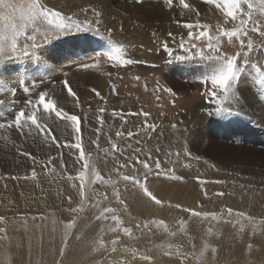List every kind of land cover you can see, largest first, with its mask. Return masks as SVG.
I'll return each instance as SVG.
<instances>
[{
	"label": "rangeland",
	"instance_id": "rangeland-1",
	"mask_svg": "<svg viewBox=\"0 0 264 264\" xmlns=\"http://www.w3.org/2000/svg\"><path fill=\"white\" fill-rule=\"evenodd\" d=\"M41 2L47 7L61 11L66 17L72 16L81 23L86 22V17L87 21L93 22L94 28L99 27L104 32L101 30L99 33L95 30L77 31L73 28L60 32L47 42H44L39 32L34 33L38 47L31 50L33 53L30 56L0 60V88L4 89L3 91L0 89V108H8L15 113L18 109L25 107L24 103L27 100L38 98L41 91H47L50 99L62 101V95L67 90L63 88L61 81L67 79L78 81L82 77H88V74L102 73L97 82L92 81L93 84H101L106 77L110 90L118 92L124 99L126 97L130 99L136 104L137 109L135 104L133 106L130 103L132 110L123 114L121 107L114 109L109 106L114 101L113 93L103 94L94 89L93 84L88 86L84 83L79 89L85 91L90 89L95 97L91 95L90 99L80 98L78 93L76 95V92H79L78 89L71 87L77 96L74 98L78 105L84 104V109H80V116L83 117L84 113L93 111L91 104L101 105V110L110 108L109 114L112 120L117 121L123 114L121 123L124 119L135 123L134 125L130 123L132 126L127 132L134 133L131 138L135 142L140 140L143 143L154 139L150 142L151 146L143 144L153 152L152 159L148 161L153 165V172L148 175L147 187L148 182L157 177L154 169L157 158L162 163V174L158 180L165 181L169 174L173 175L172 179L175 178L184 183L186 180L178 174L179 171L200 169V173L197 171L199 176H195L193 180L204 191L197 200L198 208L191 210L215 213L218 219L213 220L211 216L192 217L189 212L182 210L185 207H177L168 215L163 213V215H155L148 211L149 203L154 202L143 195V190L138 185L123 180L126 172L125 168H118L120 162L116 165L111 177L102 174L101 162L119 153V150L115 153L112 151L113 140H109L110 144L106 141L96 143L98 155L96 152L86 150L82 141L86 159L90 160L91 168L88 170L80 168L77 174L71 173L67 163L71 161L68 158H74L76 161L79 156L78 150L70 152L67 148L57 149L50 143L51 138L48 144L31 145L29 151L23 147L25 152H30L41 161L35 164L27 156H19L18 148L24 145L23 138L19 145L15 143L16 141H9L10 143L6 141L12 146L5 142L4 147L0 145V149H5L4 153H0V185L9 184L13 177H23L13 181H33L34 179L31 178H29L30 181L25 179L32 176L33 169L37 173L35 181L48 187L50 184L58 186L62 180H69L68 177L72 174L73 179L69 181L76 180L83 183L85 197L82 201L80 195L76 194V201L72 194L70 197L73 205L69 204L71 202L68 196L67 200L63 198V203L58 201L52 206L48 204L44 207L35 206L32 209L21 204L18 207L2 209L0 217L4 218V222L0 223V228L5 229L7 239H0L4 242L3 247L0 245V264H75V262L76 264H121L122 261L128 264L132 258L141 259V255L144 254L152 258L151 262L163 259L167 264H212V262L213 264H264V223H261L264 221V88L259 83L261 75H264V49L258 47L261 37L250 33L245 38V43L251 39L254 44L249 63L244 65L245 70L232 85L226 97L218 93L217 97L212 99L202 95L204 90L211 89L210 82L208 85L200 83L204 75L211 74L218 67L214 60L208 59L207 55H199L202 51L211 53L207 38L193 41L195 47L189 43L181 47L180 43L182 38L187 41L188 30L182 27L184 23L207 24L210 26V34L215 31L216 26L223 22V17L214 5L209 6L205 0H185L190 6L192 5L194 14L197 13L191 17L188 9H177L181 7L179 0H173L171 9L163 0H41ZM100 4L106 9L107 16L121 15L120 20L114 22V25L116 24L115 26L120 29V32L115 33L116 41L111 38L109 42V37L100 35L105 31L111 32L109 30L113 26L110 23L98 26L94 23V12L99 10ZM208 13H211L210 17H207ZM201 14H205L204 17ZM144 16L143 20L141 17ZM225 26L233 27L231 23ZM200 30L195 29L196 32ZM28 32L31 34L32 30L28 29ZM168 33H173L175 39L169 37ZM221 41V48L227 46L229 54H232L233 43L226 37L221 38ZM165 42L169 44L168 52L163 49ZM211 43L215 45L216 41L213 40ZM113 45L123 47L122 58L142 62L124 66L116 64L115 61L102 59L98 67L82 70L85 69L81 67L84 62L94 63L89 56L102 51L101 48L111 51ZM235 47L239 50L238 41ZM141 51L146 52V55H143ZM156 77H158V86L155 89L153 81ZM166 88L174 94L166 92L164 90ZM97 92L100 93V97L101 94L103 96L100 98L96 95ZM153 97L157 98V102L148 104L146 110L149 112L146 111L148 116L145 117L142 114L145 111L142 102L155 100L152 99ZM217 106L219 109H216ZM54 108L60 109L55 105ZM40 110L43 111L42 106ZM114 112L116 117L113 118ZM135 112L143 117L142 122L138 123L139 121L135 119ZM186 114L188 117L185 116ZM1 115L2 112L0 117H3ZM41 118L44 117L41 116ZM1 120L0 123L7 124L8 120ZM145 122L153 125L155 131L146 129ZM158 127L162 136L170 138V141L158 143V134L156 135ZM5 129L18 133L14 127L2 128V130ZM102 131L96 132L102 134L104 133ZM62 132L63 130L55 133L56 137L61 138ZM64 139L74 142L73 135L70 138H62V143ZM30 144L29 142V146ZM134 144L132 143L133 147ZM95 146L91 148L94 149ZM177 153L180 154L178 160ZM61 159L68 162L58 171L55 162L58 160L61 162ZM140 159L148 158L142 156ZM173 161L176 162L172 163ZM132 162L134 163V159ZM45 163L49 165L47 168L44 167ZM166 164L171 166L167 165L164 168ZM78 166L80 167V163ZM165 169L167 174H163ZM93 170L100 173L104 182L95 181ZM132 171L130 176L136 175L141 182H144L146 170L142 165L137 164ZM81 172H84L83 182L78 179ZM198 178L206 183L199 184ZM109 180L113 183H107ZM212 181H222V183ZM39 183H36L37 186ZM149 191L151 192L150 189ZM6 192L10 191L6 190ZM116 192H119V199L114 194ZM218 192H223L224 195H216ZM105 196L107 199H104ZM136 196L146 199L147 202H143L141 207L147 211L136 208L138 207L135 205L138 201ZM221 199L228 200V203L217 205ZM234 203L239 206L234 207ZM158 206L154 209H158ZM105 207L113 208L114 213L107 214L108 219H98ZM258 207L262 209L260 215L245 212V209L253 211ZM23 208L31 211L27 212ZM72 208H76L77 211L73 212ZM229 208L233 210L231 217L227 212ZM236 212H245L254 217L255 221L238 217L235 215ZM112 215H116L120 220L119 225L111 219ZM229 220L231 222H228ZM69 223H73L71 229L67 228ZM145 224L148 225L147 228L144 227ZM124 228L130 229V234H125ZM66 233L67 247L64 246ZM4 235L5 233H0V237ZM113 241H118L115 252L111 251ZM62 248L63 255H61Z\"/></svg>",
	"mask_w": 264,
	"mask_h": 264
},
{
	"label": "snow or ice",
	"instance_id": "snow-or-ice-1",
	"mask_svg": "<svg viewBox=\"0 0 264 264\" xmlns=\"http://www.w3.org/2000/svg\"><path fill=\"white\" fill-rule=\"evenodd\" d=\"M169 9L173 7V0H163ZM180 6L183 9L193 10L189 3H186L185 0H179ZM209 6L214 5L219 12L222 13L223 22L220 25H217L215 31L210 34V26L207 24H193V23H184L182 27L187 29V41L183 38L181 39L180 46L183 47L185 43L192 44V47L196 45L193 41L201 40L202 38H207L208 48L211 49V53L200 52L199 55H207L208 59L214 60L218 67L211 74L204 75L200 80L201 84L207 85L209 82L211 84V89L206 90L202 95L215 99L217 94L220 93L226 97L231 90L232 85L237 81V78L245 70L244 65L249 63L250 53L253 51L254 44L251 39L247 40L245 43V38H247L250 33L258 34L261 37L259 48L264 49V0H205ZM87 11V10H85ZM95 25L100 24V18L102 13L100 11H95ZM84 23H81L79 20H75L72 16L62 15L61 11L54 10L51 7H47L45 3H42L41 0H0V60H7L10 57H28L33 52L32 49L38 47L36 44V35L34 33L39 32L43 37L44 42H47L53 36L63 32L65 30H72L75 28L77 31H92L95 30L99 33V27H95L93 22L87 21L85 17ZM231 23L233 27L229 28L225 25ZM43 25V27H42ZM28 29L32 30L30 34ZM195 29H201L196 32ZM155 36V33L153 34ZM168 36L172 39H175L173 33H168ZM228 38L229 42L233 43L234 47L231 50L232 54H229L227 46L221 48V38ZM215 40L216 43L213 45L211 42ZM236 41L239 42V50H236L235 44ZM109 42H111V36H109ZM169 45L165 42L163 43V49L165 52H168ZM171 55V53H168ZM123 57V47L113 45L111 51H100L95 53L93 56H89L90 60H93L94 63H83L81 67L95 68L99 66V62L104 59L106 61H115L118 65H133L136 63H141L136 59H125ZM67 75V73H65ZM138 79V78H137ZM63 88L67 90V95L70 97H75V93L71 88L70 82L68 80L61 81ZM259 83L262 88H264V75H261ZM169 94H174L170 89H164ZM95 91V90H94ZM97 96L100 95L99 92L96 93ZM49 93L47 91H41L38 95V98L34 100H27L25 102V107L20 108L15 112L14 119L9 120L7 124L0 123V128L8 127L15 128L21 136L24 137L25 141L31 139L33 143H36L38 140L40 143L48 144L49 138H51L50 143L54 144L57 149L67 148L70 150H78L79 156L76 158L77 163H81L83 169L88 170L91 168L90 160L86 159V154L82 146L81 141V127L80 119L75 114H69L61 109L54 108V101L48 98ZM43 108L45 113H50L51 111L55 112V116L65 122V128L61 134V138H57L54 134L52 127L47 125L44 120L38 116L40 108ZM103 111V110H101ZM131 114V113H130ZM145 117L148 116V113H142ZM116 113H113L115 116ZM99 119V118H98ZM127 122V121H125ZM100 123L103 124V120H100ZM175 127V125H173ZM146 129H152L155 131L153 125L147 124L145 122ZM59 130V129H58ZM70 133L73 135V140L69 141L64 139L63 143L61 142L63 136ZM117 137L123 138L124 133L118 131L116 133ZM128 137L131 138L134 133H127ZM137 143H140L138 140ZM119 150V146L115 143L112 144V151L115 153ZM137 153H143V149L137 148L134 150ZM159 151V149H157ZM20 156H27L29 159L33 160L35 164L41 163L36 157L32 156L30 152H25L18 149ZM75 155V153H72ZM171 155V153H169ZM179 153H177V160L179 159ZM128 163H119L118 168H133L137 164L143 166L146 170L144 173V182H141L136 175H123L124 181H131L133 184L139 186L143 190V195L149 200L153 201L156 205L162 206V201L157 199L148 189L147 180L149 173L153 172V165L148 161L152 159L151 152L148 153V159L142 160L140 156L137 155L134 158V163L132 162V157H127ZM51 157L49 158L50 163ZM176 161H173L175 163ZM61 165H65V161L61 159ZM49 165L45 163L44 167L47 168ZM155 175L160 176L162 174V163L157 158L154 163ZM118 170V169H117ZM95 176V181H102V177L99 173H96L93 170ZM163 174H167V170L163 171ZM37 173L35 169L32 171L31 177H25V179H35ZM13 179H20V177H13ZM68 179H73L72 176H69ZM82 182L84 180V172H81L78 176ZM213 183H222V181H212ZM107 183H113L111 180ZM198 183L203 185L206 183L204 180L198 178ZM119 199V192L114 193ZM79 195L81 200L85 197L84 185L81 183ZM218 196H223V192L216 193ZM71 197L69 201L71 202ZM107 199V196L104 197ZM179 207V205H177ZM185 212H189L192 217H209L211 219L217 220V214L215 213H201L195 210L188 208L182 209ZM73 212H76V208H72ZM228 216L233 215V210L231 208L227 209ZM114 213V209L111 207H105L100 212L98 219H108L107 214ZM236 216L243 217L249 221H255V218L249 216L245 212H236ZM112 220H115L119 225L121 222L116 215H112ZM4 222V218L0 217V223ZM228 222H231L230 220ZM74 223V222H73ZM73 223H69L67 228L71 229ZM264 223V221H261ZM139 227V225H137ZM144 227H148L147 224ZM130 229L124 228L123 232L125 234H130ZM0 233H5L4 236L0 239H7L6 231L3 228H0ZM67 233L65 234L64 246L67 247ZM112 252L117 251L115 245L118 241H113ZM207 247V246H206ZM214 251V250H213ZM64 249H61V255H63ZM142 260L148 261V264H151L152 258L146 254L141 255ZM121 264H124L122 261Z\"/></svg>",
	"mask_w": 264,
	"mask_h": 264
},
{
	"label": "bare ground",
	"instance_id": "bare-ground-1",
	"mask_svg": "<svg viewBox=\"0 0 264 264\" xmlns=\"http://www.w3.org/2000/svg\"><path fill=\"white\" fill-rule=\"evenodd\" d=\"M93 1V0H92ZM102 2V1H100ZM199 3V2H198ZM95 4V3H94ZM106 5V4H105ZM138 6V5H137ZM192 6V5H191ZM215 8V7H214ZM213 8V9H214ZM98 11H100L102 13L101 15V18H100V24H106V23H110L113 28L109 31H111L110 33L106 32L103 33V34H100L102 35L103 37L107 36H111V38H113L112 40L114 41L115 40V33L118 32L120 29L118 26H115L114 25V22H116L117 20H120L119 17L121 15H106V9L104 8V6L102 4H100V6L98 7ZM140 9V8H139ZM138 9V11H139ZM177 9L179 10H183V8L181 7H178ZM212 9V8H211ZM142 10V9H141ZM213 11V10H212ZM215 11V10H214ZM195 11L193 10H189V14L191 17H193V14H194ZM111 14H113L112 12H110ZM143 13V12H141ZM197 13H195L194 15H196ZM211 13H208L207 17H210ZM216 14V13H214ZM220 14V13H218ZM203 15V14H201ZM205 15V14H204ZM203 15V17H204ZM220 16V15H219ZM202 17V16H201ZM143 20L145 18L144 17H141ZM217 18V17H216ZM119 23V22H118ZM215 23V22H214ZM219 23V22H217ZM103 31L102 29L99 28V31ZM142 30V29H141ZM137 31V30H136ZM104 32V31H103ZM120 32V31H119ZM119 35V34H118ZM136 35V34H135ZM102 39H105V38H102ZM161 39V38H160ZM171 39V38H170ZM107 40V39H106ZM116 41V40H115ZM108 42V41H107ZM106 43V42H105ZM169 45V44H168ZM223 46V45H222ZM129 47V46H128ZM127 47V48H128ZM132 47V46H131ZM151 47V46H150ZM100 50L102 51H105V48H101ZM138 53V52H137ZM141 53L143 55H146V52L144 51H141ZM140 53V54H141ZM177 53V52H176ZM191 54V53H190ZM196 54V53H195ZM157 55V54H156ZM193 56V55H192ZM40 58V57H39ZM34 62V61H33ZM86 63V62H84ZM121 67V66H120ZM82 70H86V69H82ZM89 72V71H87ZM108 73V72H106ZM253 73V72H252ZM93 74V73H92ZM104 74V73H103ZM247 74V73H246ZM49 75V74H48ZM261 75V74H260ZM51 76V75H50ZM102 76V73H98L96 75H89L88 74V77H82L81 79H78V81H69L70 82V85L72 88H74L75 90L78 89L79 92H76V95L77 93L79 94V97L80 98H89L90 99V96L92 95V91L89 89L88 91H85V90H82V89H79L81 87L82 84H87L88 86H91L93 84L92 81L94 82H97L98 79H100V77ZM259 78V77H258ZM58 79V77H57ZM68 80V79H67ZM102 81V80H101ZM110 82V80H109ZM153 87L156 89L157 86H158V77L154 78V81H153ZM110 84V83H109ZM94 85V84H93ZM208 85V84H207ZM55 86V85H54ZM94 89H96L97 91L99 92H102L103 94H108V92H111L113 93V98H114V101L112 102V105L110 104L109 106H112V108L116 109L118 107H121L123 110L121 113H126L128 112L129 110H132L130 108V103L131 100L130 99H127V97L124 99V97L119 94L118 92H112L110 90V88L108 87V82L106 80V77L105 79H103V82L101 84L98 85H94L93 86ZM208 87V86H207ZM206 87V88H207ZM233 87V86H232ZM231 87V88H232ZM205 88V89H206ZM2 89V88H0ZM4 89H2L1 91H3ZM115 90V89H114ZM74 91V90H73ZM128 91V90H127ZM205 92V90H204ZM129 93V92H128ZM127 93V94H128ZM103 94H101V97L103 96ZM110 94V93H109ZM114 94H117L116 96ZM237 94V93H236ZM33 95V94H32ZM36 95V94H35ZM93 96V95H92ZM221 96V95H219ZM77 97V96H75ZM95 97V96H93ZM100 97V96H99ZM98 97V98H99ZM100 97V98H101ZM104 97L106 98V96L104 95ZM103 97V99H104ZM110 97V96H109ZM205 97V96H204ZM49 98V97H48ZM51 98V97H50ZM79 98V99H80ZM97 98V97H96ZM86 99V100H87ZM92 99V98H91ZM95 99V98H94ZM111 99V98H110ZM152 99H155V100H149V101H143L142 102V107L144 108V113H146V109H147V106L148 104L152 103L153 101L154 102H157V98L156 97H153ZM196 99V98H195ZM30 100V99H29ZM52 100L54 101V105L56 107H59L60 109H62L63 111L69 113V114H75L79 117L80 119V127H81V141L84 142V145H85V148L86 150H89L90 152H96L97 154V150H96V146L95 144L98 143V142H103V141H106L107 143L109 142V140H113L114 143L116 142V144L119 145V153L118 154H115L113 155L114 157H109L107 159L104 160V162L102 163L101 162V165H100V168H101V171H102V174H104L105 176H108V177H111L110 175H113L114 172H115V169H116V165L120 162H123V163H128L129 161L126 159L127 157L131 156L133 157L134 155H139L140 158L143 156V157H146L148 158V153L151 152V155H153V152L151 149H147V147L145 145H149L151 146V141H153L154 139H152L151 141H145V142H141L140 140V143H137L134 141L133 138H129L128 135H127V132L130 130V127L132 125H134L135 123L131 122V121H128V120H123V122L121 123V119H123L124 117L121 115L120 118L115 121V120H112V116L109 114L111 113L109 111L110 108H108L107 110H104L101 111L102 107L101 105H98V106H94L91 104V106H93L91 108V112H88V113H84L83 117L80 116V109L83 108L84 109V104H79L77 103V100L76 98L74 97H70L67 95V91L63 93L62 95V101H55V98H52ZM85 100V102H86ZM93 100V99H92ZM109 101V99H107ZM197 100V99H196ZM195 100V101H196ZM225 100V98H224ZM79 101V100H78ZM100 101V100H98ZM102 101V100H101ZM105 101V100H104ZM237 102V101H236ZM81 103V101H80ZM99 103V102H98ZM101 103V102H100ZM106 103V102H105ZM197 103V102H196ZM25 104V103H24ZM23 104V105H24ZM94 104H95V101H94ZM103 105V103H101ZM107 104V103H106ZM105 104V105H106ZM109 104V103H108ZM107 104V105H108ZM133 106H134V102L132 103ZM189 104V103H188ZM90 105V104H88ZM104 105V106H105ZM103 106V107H104ZM136 106V104H135ZM203 106V105H202ZM226 106V105H225ZM16 107V106H15ZM20 107V106H19ZM186 107V106H185ZM218 107V106H217ZM224 107V106H223ZM2 108V109H1ZM0 111L2 112V115L3 117H0V120L1 119H6V120H12L14 119V115L15 113L11 111V109H8V108H3L1 107ZM86 108V107H85ZM181 108V107H180ZM179 108V109H180ZM201 108V107H200ZM214 108V107H213ZM17 109V108H16ZM106 109V108H105ZM113 109V110H114ZM134 109V108H133ZM136 109H137V106H136ZM188 109V108H187ZM216 109H219L216 108ZM222 109V108H220ZM224 109V108H223ZM19 110V109H18ZM88 110V109H87ZM112 110V109H111ZM112 110V111H113ZM214 110V109H213ZM0 112V113H1ZM16 112V111H15ZM84 112V111H83ZM87 112V111H86ZM149 112V110L147 111ZM184 112V111H183ZM188 112V111H187ZM186 112V113H187ZM119 113V112H118ZM117 113V114H118ZM185 113V112H184ZM1 115V116H2ZM38 116H43L44 118H41L42 120H44V122L47 124V125H50L52 127V130L55 133L59 132V131H62L64 130L65 128V122L62 121V120H59L56 116H55V113H45L44 111H39L38 113ZM135 116H136V120L139 121L138 123L142 122V116H139L136 112H135ZM187 116V114L185 115ZM116 117V116H115ZM188 117V116H187ZM48 118V119H47ZM99 118V119H98ZM114 118V116H113ZM181 118V117H179ZM186 118V117H184ZM254 118V117H253ZM103 120V124L100 123V120ZM183 119V118H182ZM196 119V118H195ZM171 120V119H170ZM2 121V120H1ZM7 121V122H8ZM127 121V122H125ZM173 121V120H172ZM182 122L184 120H181ZM129 122V126L127 127V124ZM165 122V120H164ZM171 122V121H170ZM192 122V121H191ZM2 123V122H1ZM5 123V122H4ZM132 123V125L130 124ZM180 123V122H179ZM170 124V123H169ZM187 124V123H186ZM196 124V122H195ZM163 125V124H162ZM177 125V124H176ZM188 126V125H187ZM186 126V127H187ZM59 127V128H58ZM137 127V125H136ZM163 127V126H162ZM185 127V126H184ZM7 128V127H6ZM59 129V130H58ZM164 129V127H163ZM166 129V128H165ZM169 129V128H168ZM99 130H103L104 133H98L96 131H99ZM183 130V129H181ZM102 131V132H103ZM118 131H121L124 133L125 135V138H120V137H117L116 133ZM187 131V129H186ZM170 132V131H169ZM181 132V131H180ZM183 132V131H182ZM7 133H10L7 135ZM168 133V132H167ZM6 134V135H5ZM158 134V143L159 141H167V140H171L170 138H165L162 136V132L160 131L159 127H158V131L156 132V135ZM164 134V133H163ZM169 134V133H168ZM155 135V137H156ZM174 135V134H173ZM70 136H72V134L70 133V130H69V134L68 135H65L63 136V138H70ZM167 136V135H166ZM178 137V136H177ZM182 139H184L183 136H181ZM24 139L23 136H21L19 134V132L16 134V133H13L12 130H9V129H5V130H2V128H0V145L3 146V143L6 141L9 142V141H16L15 143L19 145V143L21 142L22 143V140ZM173 138H176V137H173ZM161 139V140H159ZM186 139V138H185ZM173 140V139H172ZM177 140V139H176ZM263 140V139H262ZM19 141V142H18ZM174 141V140H173ZM171 141V142H173ZM261 141V140H260ZM24 142V145L20 146V150H24L25 149L23 147H26V151H29V149L31 148V145H35V143H33V141L31 139H28L27 141H25V139L23 140ZM29 142L31 143L30 146H29ZM155 142H157V140H155ZM163 142V143H164ZM170 142V143H171ZM10 143V142H9ZM36 143L40 144V141L38 140ZM112 143V142H111ZM132 143L134 144V147L132 146ZM169 143V144H170ZM7 145H10L8 143H6ZM13 144V142H12ZM27 144V145H26ZM110 144V142H109ZM113 144V143H112ZM145 144V145H143ZM168 144V143H167ZM166 144V146H167ZM168 144V145H169ZM95 146L94 149H92L91 147L92 146ZM97 145V144H96ZM100 145V144H99ZM171 145V144H170ZM6 146V145H5ZM12 145H10L11 147ZM16 146V145H14ZM43 146V145H42ZM159 146V144H158ZM4 147V146H3ZM28 148V150H27ZM137 148H140V149H143V153H137L135 152L134 150L137 149ZM13 149V147H12ZM16 149V148H15ZM0 153H4L5 149H0ZM7 150H9L7 148ZM31 151V150H30ZM89 152V153H90ZM132 152V153H131ZM17 153V152H16ZM37 152H35L36 154ZM59 153V152H58ZM136 153V154H135ZM12 154V153H11ZM60 154V153H59ZM134 154V155H133ZM13 155V154H12ZM15 155V154H14ZM13 155V156H14ZM18 155V154H17ZM33 155V154H32ZM38 156V154H36ZM61 155V154H60ZM98 155V154H97ZM20 156V155H19ZM58 156V155H57ZM18 157V156H17ZM22 157V156H21ZM20 157V158H21ZM26 157V156H25ZM171 157V156H170ZM37 158V157H36ZM38 159V158H37ZM70 159L71 161L67 163L68 165V169L71 171L72 174H77L78 172V169L82 168L81 167V163H80V167L78 166L77 162L75 161V159L73 158H68ZM134 159V157H133ZM19 160V159H18ZM25 160V159H23ZM22 160V161H23ZM30 160V159H29ZM21 161V160H20ZM26 161V160H25ZM177 161V160H176ZM27 162V161H26ZM60 161H56V166L58 167V171L61 170L62 168V165H61V162L59 163ZM65 162V164H66ZM29 163V162H28ZM34 163V162H33ZM173 163V162H172ZM168 166H171V164H166L164 166V168H166ZM32 166V165H30ZM35 168V167H34ZM37 168V167H36ZM40 168V167H39ZM61 168V169H60ZM167 170V169H166ZM181 170V169H180ZM124 171L126 172V174L130 175L133 171H132V168L129 167V168H125ZM197 171L200 173V169ZM195 169H188L187 171L184 170L183 171H179L178 174H181L182 177L186 180L184 183H182V181H178V179H172L171 177L173 175H169L167 174L166 176V180H158V176L153 179V180H150L148 182V188L151 190V192L156 196L158 197V199H160L162 201V206H158V209H154V208H157V206H155L156 204L155 203H149L150 204V207L147 208L149 209L148 211H151L152 213H155V215H163V214H170L172 211H174L175 209H177V205H179V207H187L188 209H194V208H198V198L200 196V194L204 191V189L197 184L196 181H194V177L195 176H199V173L197 172ZM72 174L70 176H72ZM100 174V173H99ZM63 175V174H62ZM107 177V178H108ZM23 178V177H22ZM20 178V179H22ZM59 178V177H58ZM15 180V179H14ZM29 179H27L28 181ZM70 180V179H69ZM64 181L62 180L58 186H52L50 184V186L48 187V185H43L42 183H39V182H36L35 179L33 181H30V182H25V181H13V178L11 180V182L7 185H0V211H2V209H8L10 207H13V206H21V204H25L27 207H44L45 205H48L50 204L52 206V204H55L56 202L58 201H62V203L64 202L63 198L66 199L68 196L70 197L72 194L74 195V199L77 198L76 196L79 195V190H80V185L81 183L80 182H76L75 181ZM36 183H39L38 186ZM73 184V186H72ZM53 188H56V189H53ZM7 191H10L9 193L6 192ZM78 192V193H77ZM77 194V195H76ZM25 195V196H24ZM129 195H130V192H129ZM73 197V196H72ZM138 201L135 202V205L138 206L136 208H140L142 209L141 207V204H143V202L146 201V199L144 197H139V196H136ZM135 197V198H136ZM67 200V199H66ZM69 200V199H68ZM77 201V199H75ZM74 201V200H73ZM74 201V202H76ZM70 202V201H69ZM147 202V201H146ZM228 203V200L226 199H221L220 201H218L217 205H221V204H227ZM71 205V203H69ZM59 205V204H58ZM55 206V205H54ZM239 205L237 203H234V207H238ZM25 207V206H24ZM24 210H26L25 208H23ZM37 209V208H36ZM145 209V208H144ZM142 209V210H144ZM147 209H145L147 211ZM14 210V208L12 209ZM144 210V211H145ZM261 208L258 207L257 209L253 210V211H247L245 209V212H250L251 214L253 215H260V212H261ZM21 211H22V207H21ZM27 212L31 211V210H26ZM139 211V209L137 210ZM201 211V210H200ZM150 213V212H148ZM163 213V214H162ZM1 246L3 245V241L1 240ZM90 246V245H88ZM3 247V246H2ZM89 248V247H88ZM83 249V248H82ZM89 251H90V248H89ZM88 251V252H89ZM87 252V251H85ZM82 253H83V250H82ZM125 257V256H124ZM115 260V259H114ZM161 261H156V262H151V264H167L166 261H164L163 259H160ZM79 261V260H78ZM85 261V260H84ZM118 262V261H117ZM68 263V262H67ZM81 263H82V260H81ZM126 263V262H125ZM64 264V263H63ZM76 264V262H75ZM127 264V263H126ZM128 264H148V261H145V260H142V259H134L132 258ZM213 264V262H212Z\"/></svg>",
	"mask_w": 264,
	"mask_h": 264
}]
</instances>
